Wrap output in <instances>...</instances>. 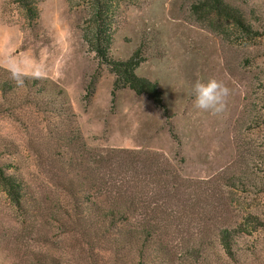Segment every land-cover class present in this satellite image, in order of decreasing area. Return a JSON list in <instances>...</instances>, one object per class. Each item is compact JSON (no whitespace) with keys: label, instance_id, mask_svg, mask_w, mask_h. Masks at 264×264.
I'll return each instance as SVG.
<instances>
[{"label":"rangeland","instance_id":"obj_1","mask_svg":"<svg viewBox=\"0 0 264 264\" xmlns=\"http://www.w3.org/2000/svg\"><path fill=\"white\" fill-rule=\"evenodd\" d=\"M197 1L136 0L115 25L111 57L125 60L141 49L146 60L135 73L157 83L168 109L164 116L149 98L127 88L111 104L114 75L90 51L83 7L43 0L38 20L29 22L13 0H0V69L7 77L40 81L36 89L18 87L8 96L11 103L0 99V163H13L17 169L11 173L45 206L27 219L34 224L27 234L0 185V264H115L110 252L98 244L87 249L77 232L63 230L56 220L70 205L56 184L58 150L51 147L61 142L63 148L75 135L99 152L155 153L182 183L208 188L216 197L224 181L229 205L219 220L200 222V230L210 243L218 225L234 229L244 249L239 264H264V35L249 40L224 22L202 23L192 10ZM224 1L254 28L264 29V0ZM0 77L6 74L0 71ZM210 78L230 90L219 116L193 104L192 83ZM41 87L45 92L36 93ZM189 218L174 220L163 237L172 250L163 264H197L184 256L198 222ZM126 254L127 264L134 263L133 252Z\"/></svg>","mask_w":264,"mask_h":264},{"label":"trees","instance_id":"obj_2","mask_svg":"<svg viewBox=\"0 0 264 264\" xmlns=\"http://www.w3.org/2000/svg\"><path fill=\"white\" fill-rule=\"evenodd\" d=\"M42 1L13 0L29 22L38 20L37 6ZM66 1L70 7L81 6L87 12L90 30L86 40L90 51L99 64L107 66L114 75L111 104L116 93L127 88L137 96L149 98L167 116L168 109L157 83L135 73L146 60L141 49L138 47L125 60H115L110 55L115 25L123 11L133 6L136 0ZM192 10L202 23L210 24V19L224 22L249 40L264 35V29L259 31L254 28L239 8L224 0H199ZM0 71L6 74V77H0L2 103H11L12 98L8 99V96L14 95L20 86L29 89L40 86L38 79L15 74L7 77L9 73L3 69ZM94 84L93 80L86 87L87 98L92 95ZM43 92L44 88L41 87L36 93ZM168 130L176 138L171 125ZM66 140L63 148L61 142L51 147V150H58L57 154L53 153L57 155L53 163L56 164L57 172L61 173L56 184L68 198L65 204L70 205L69 212L64 211L61 218L56 220L63 230L77 232L87 249L92 250L96 244L100 245V249L110 252L115 264H127L126 253L130 252L135 256L132 264H163L172 252L164 244L163 237H167L166 233L174 220L181 223L182 217L189 216L190 221L198 218V222L192 225L196 236L192 237V243H186L184 247L187 248L184 250L186 258L197 264H218L216 260L219 259H223L226 264H239L244 249L240 247L234 229L218 225L214 230V242L210 239V243L203 236L204 230H200V222L219 220L229 205L223 197V188L227 186L224 181L223 185L218 186L220 192L216 197L208 188L182 183L175 170L155 153L124 149L99 152L87 148L77 135ZM16 169L13 163H0V185L15 211L22 217L20 230L26 228L28 234L32 232L29 227L33 229L34 224L31 222L32 225H27V219L30 221L35 218L45 206L32 195L26 181L11 173ZM252 218L257 225L260 224L256 217ZM252 228L258 227L254 225ZM121 254H125L123 259Z\"/></svg>","mask_w":264,"mask_h":264},{"label":"clouds","instance_id":"obj_3","mask_svg":"<svg viewBox=\"0 0 264 264\" xmlns=\"http://www.w3.org/2000/svg\"><path fill=\"white\" fill-rule=\"evenodd\" d=\"M230 90L220 81L197 79L191 85V95L196 109L219 116L225 111Z\"/></svg>","mask_w":264,"mask_h":264}]
</instances>
